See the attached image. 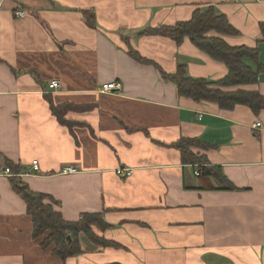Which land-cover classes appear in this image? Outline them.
<instances>
[{"label": "crops", "instance_id": "0c3cea01", "mask_svg": "<svg viewBox=\"0 0 264 264\" xmlns=\"http://www.w3.org/2000/svg\"><path fill=\"white\" fill-rule=\"evenodd\" d=\"M0 1V264H264V109L180 95L153 63L129 53L169 72L185 63L191 76L220 79L227 65L189 38L176 44L142 32L214 4L240 31L224 35L227 42L259 46L264 63V0ZM19 8L26 15L18 18ZM51 78L63 88H49ZM114 80L118 89L102 90ZM241 87L264 96V71ZM50 96L74 105L65 114L72 128L50 109ZM181 136L205 141L194 152L235 187L195 174L203 163L183 161L172 145ZM34 159L39 170L22 180L55 197L66 220L102 212L113 226L97 231L118 247L80 234L84 251L62 259L32 237L26 201L2 172ZM67 165L77 171L61 173ZM124 166L131 175H118Z\"/></svg>", "mask_w": 264, "mask_h": 264}, {"label": "trees", "instance_id": "16d2710c", "mask_svg": "<svg viewBox=\"0 0 264 264\" xmlns=\"http://www.w3.org/2000/svg\"><path fill=\"white\" fill-rule=\"evenodd\" d=\"M86 22L91 26L96 25L94 11L83 10ZM264 34V22L260 24ZM144 34H166L176 44H181L189 38L196 46L212 58L223 61L228 72L220 79H210L202 76L189 75L185 63H179L174 72L163 69L157 62L144 57L139 50L129 47V53L137 60L144 63H153L163 78L176 84L178 94L194 99L195 101H212L222 108L232 109L238 103L245 104L256 113L264 109V96L255 88L241 86L256 84L264 71V63L260 59L259 46L234 44L227 42L224 35L239 34L240 31L232 24L225 13L218 11L214 4L197 6L190 19L177 20L174 24L162 23L157 26H148L142 31ZM264 39V36H263ZM50 109L60 123L72 128L74 122L65 117L71 104H55L52 97H48ZM74 106V105H73ZM72 106V107H73ZM177 147L183 161L187 163L202 164L199 175L209 178L216 177L220 188H234L232 182L222 174L219 165L208 164L205 157L194 152L195 146L207 148V143L199 137L191 138L181 136L172 144ZM15 172H20L23 167L7 163ZM15 190L27 204L28 213L33 223L32 237L41 240L43 248H51L62 259L82 253L80 234H85L94 243L102 246H119L115 240L108 239L99 230L112 227L113 224L105 221L102 212H84L79 219L66 220L62 212L54 207L57 200L51 194L32 190L26 181L19 176L11 177ZM69 235L71 239H69ZM99 264H121L112 263Z\"/></svg>", "mask_w": 264, "mask_h": 264}, {"label": "built area", "instance_id": "2783aa9c", "mask_svg": "<svg viewBox=\"0 0 264 264\" xmlns=\"http://www.w3.org/2000/svg\"><path fill=\"white\" fill-rule=\"evenodd\" d=\"M2 7V1H0V9ZM14 14L16 17H23L26 15V11L19 8V9H15ZM120 87V83L117 81H107V83H104L102 85V90L103 91H107V90H112V89H118ZM49 88L53 89V90H58V89H62L63 88V84L61 82V80L57 79V78H51L50 79V83H49ZM255 126H260L261 125V121H257L255 124ZM199 165V164H197ZM30 167L24 168L22 169V171L20 172H15L12 167H9L8 165L5 166V169L3 170L2 174L8 176V177H13V176H19L21 178L24 177V175H29V174H33L35 172H37L40 168L39 166V159H34L31 161V164L29 165ZM77 171V168L72 166V165H67L66 167L62 168L61 173L67 174L68 172H75ZM133 172V168L131 167H118L117 168V173L118 175L124 177V176H129L131 175ZM200 172V168L197 166L196 170H195V174H199Z\"/></svg>", "mask_w": 264, "mask_h": 264}, {"label": "water", "instance_id": "95a60500", "mask_svg": "<svg viewBox=\"0 0 264 264\" xmlns=\"http://www.w3.org/2000/svg\"><path fill=\"white\" fill-rule=\"evenodd\" d=\"M69 239H71V236L69 235Z\"/></svg>", "mask_w": 264, "mask_h": 264}, {"label": "rangeland", "instance_id": "374dc122", "mask_svg": "<svg viewBox=\"0 0 264 264\" xmlns=\"http://www.w3.org/2000/svg\"><path fill=\"white\" fill-rule=\"evenodd\" d=\"M86 238V236H84Z\"/></svg>", "mask_w": 264, "mask_h": 264}]
</instances>
